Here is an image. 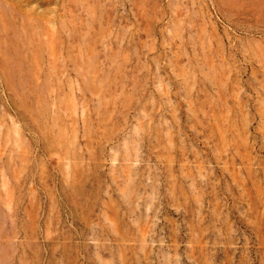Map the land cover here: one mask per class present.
Instances as JSON below:
<instances>
[{"label":"rangeland","instance_id":"374dc122","mask_svg":"<svg viewBox=\"0 0 264 264\" xmlns=\"http://www.w3.org/2000/svg\"><path fill=\"white\" fill-rule=\"evenodd\" d=\"M0 264H264V0H0Z\"/></svg>","mask_w":264,"mask_h":264},{"label":"bare ground","instance_id":"6f19581e","mask_svg":"<svg viewBox=\"0 0 264 264\" xmlns=\"http://www.w3.org/2000/svg\"><path fill=\"white\" fill-rule=\"evenodd\" d=\"M18 5V4H17Z\"/></svg>","mask_w":264,"mask_h":264}]
</instances>
